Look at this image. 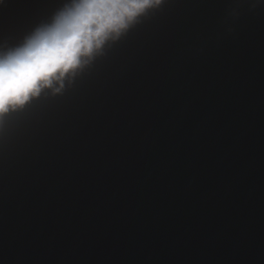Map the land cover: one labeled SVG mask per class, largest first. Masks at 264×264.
<instances>
[{
	"label": "clouds",
	"instance_id": "clouds-1",
	"mask_svg": "<svg viewBox=\"0 0 264 264\" xmlns=\"http://www.w3.org/2000/svg\"><path fill=\"white\" fill-rule=\"evenodd\" d=\"M165 0H66L15 45L0 44V121L56 93Z\"/></svg>",
	"mask_w": 264,
	"mask_h": 264
}]
</instances>
